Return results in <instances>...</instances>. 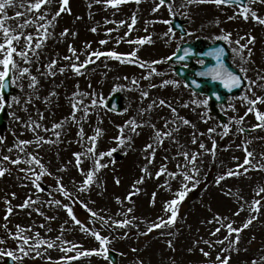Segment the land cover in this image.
Here are the masks:
<instances>
[{"label":"rangeland","instance_id":"obj_1","mask_svg":"<svg viewBox=\"0 0 264 264\" xmlns=\"http://www.w3.org/2000/svg\"><path fill=\"white\" fill-rule=\"evenodd\" d=\"M31 2L35 0H12V4L0 14L4 27L9 28V36H20L18 43L13 41L17 50L13 53V60L17 68L9 66L12 93L0 100V111H5L4 127L0 129V168L5 169V174L0 176V229L3 228L0 264H5L8 257L13 264H109L106 253L92 233L107 238L109 242L105 247L107 252L110 250L116 255L117 264H219L217 255L230 257L229 264H264V192L259 191L264 188V170L259 168L264 165V127L254 128L261 122L256 119L255 112L245 116L250 105L243 99L244 96L250 100L264 97V80H258V76H264V25L251 16L245 20L238 14L240 8L235 6L200 3L181 7L184 0H168L172 5L171 14L167 4L154 12L153 8L159 3L156 0H141L139 4L129 0L116 7L108 5L106 0L99 3L96 0H68L67 10L55 19L53 16L59 11L61 0L45 3L38 12L27 11ZM246 5L264 18V3L257 1ZM17 12L23 14L17 17ZM134 14L136 23L129 31L127 25L132 23ZM40 15L45 19L40 20ZM173 19L182 22L183 38L173 30L169 33ZM120 21L125 24H119ZM25 22L26 26L20 27ZM41 25H48L47 39ZM93 28L95 32L91 30ZM65 29L68 34L62 36ZM226 33H231V43L216 39ZM29 34L33 36L31 48L25 43ZM145 37H150L151 42L143 45L128 43ZM240 37H244L240 44H246L249 37L255 38L254 43L248 44L252 50L250 58L247 49L241 54L233 51L239 48L235 41ZM118 38H123L120 43H117ZM4 39L0 30V43ZM196 39L207 43L224 42L230 52V63L243 79L247 77L241 93L218 108L224 116L221 124L210 115L208 104L192 103L206 98L185 88L174 75L172 65L168 62L151 63L166 60L180 44ZM102 40L107 43L101 44ZM37 41L42 47H35ZM70 45L76 49L79 60L69 51ZM112 50L125 54L126 60L138 58L141 63L148 62L160 74L154 73L150 79H143L149 68L105 56L99 60L93 57L95 63L81 69L80 75L70 67L72 63L79 65L92 51ZM133 50L137 51V57L127 55ZM20 51L27 53L31 63L17 54ZM2 58L3 52L0 51ZM53 60L57 62L53 66L56 75H42L49 71L47 65ZM25 67L29 73L22 75L21 70ZM59 67L65 68L63 74L59 73ZM241 67L248 71L240 72ZM31 76L38 81L34 88L29 87ZM133 79L139 83L133 84ZM165 80L175 81L177 85L162 86ZM250 81H257L251 91ZM153 84L156 87H151ZM144 91L148 92L147 97H142ZM74 93L89 94L83 97L84 103L89 105L88 115L85 117L82 111H78L75 121L71 116V104L81 97ZM114 93L119 95V114L106 109L107 100ZM92 99L97 101L95 106L91 105ZM160 100L165 104L160 105ZM185 104L188 106L184 107ZM172 108L176 109L175 113ZM255 108L264 113V102L257 103ZM178 117L190 123L185 125ZM241 117L243 122L236 124ZM132 120L143 126L131 131L128 122ZM33 121L41 125L35 132L28 127ZM54 123L62 125L57 129L61 131L59 139L51 131H44L45 128L51 129ZM226 124L230 130L223 135ZM81 128L83 142L77 135ZM238 128L244 131H237ZM97 129L100 130L98 134ZM209 129L214 131L210 133ZM156 130L172 132V136L161 137L163 142L158 143ZM37 135L55 143H43L38 147L33 142L22 146L25 151L15 146L19 141H35ZM92 136L96 137L97 158L99 153L111 152V155L99 158L106 166L95 172L93 183L81 191L85 175L80 169L85 173L92 170L94 161L82 157L83 162L78 168L73 154L85 152L86 146H91L87 138ZM193 136L197 140L195 144L192 143ZM119 138L124 139L123 144ZM201 143L209 150L215 143L214 155L212 151L200 149ZM148 144L153 147L146 151ZM245 147L254 154L249 159L256 166L245 165L248 171L238 168L243 164ZM183 152L199 154L195 162L198 172L193 171V165L181 155ZM29 154L40 159L44 166L43 175H40L39 165L25 162L31 158ZM3 156H9V161H4ZM17 158L21 161L19 164L11 163ZM162 167L166 171L157 177L156 173ZM30 168L31 172L28 171ZM229 170L240 174L227 176ZM172 173L177 174L175 178ZM183 173L192 175L193 181L183 180ZM36 175H40L36 181L39 188L32 183ZM220 175L226 178L217 184L215 181ZM141 178L142 183H137ZM183 185H187V193L176 206L175 222L148 232L151 224L159 223L158 218L167 220L171 216L170 210L165 212V205L178 198L176 193L183 190ZM61 186L68 196L60 191ZM28 200L32 203L21 207ZM254 200L260 201L258 212L252 211L256 207ZM65 205L72 209L80 224L69 217ZM9 207L11 213L7 211ZM237 211L239 215H236ZM93 212L97 215L93 216ZM252 217L255 219L249 227L239 233V242L230 246L237 234L233 232L228 240H224L228 236L226 225L231 223L234 228H241ZM124 220L129 224L123 227L114 223ZM217 228L219 232H216ZM20 237L27 239L28 243H23ZM39 240L52 242L53 247L49 248L47 243L37 246ZM220 240L224 243H217ZM73 245L76 247L72 251H64ZM94 249L100 254L93 252L68 259L76 257L79 252ZM201 249L209 256H204Z\"/></svg>","mask_w":264,"mask_h":264},{"label":"snow or ice","instance_id":"obj_2","mask_svg":"<svg viewBox=\"0 0 264 264\" xmlns=\"http://www.w3.org/2000/svg\"><path fill=\"white\" fill-rule=\"evenodd\" d=\"M96 2L99 3L100 0H96ZM127 2H129V0H106V3L108 5L113 6V7H116V6L120 5V4L127 3ZM140 2H141V0H135V3H137V4H139ZM256 2H257V0H249L250 4H254ZM259 2L260 3H264V0H259ZM45 3L51 4L52 0H35V2H31L30 3V6L27 8V11H29V12L37 11L38 12L41 9L42 5H44ZM200 3H213V4L217 5V6H220V5H225V6L237 5V6H241L242 5V7H240V9H239V13H238L239 15H241L245 20H248L249 16H251V18L253 20H255L257 23L264 25V18H261L260 16H258L257 13L255 11H253L250 8L249 5H245L243 0H184V3L181 4V7H187L188 5H191V4H200ZM11 4H12V0H0V14H3L5 12L6 7L10 6ZM67 4H68V0H61V7H60L59 11H57L55 13V15L53 16V19H55V17L59 16L61 12L67 10L66 7H65ZM166 4H167V6L169 8V12L171 14L172 13V5L170 3H168V0H159V3L156 5L155 8H153V11L154 12L157 11L161 6H165ZM22 14L23 13L17 12L16 16L18 17V16H20ZM232 18H234V17H229V19H232ZM39 19L40 20H44L45 16L40 15ZM163 22L164 23H169V21H163ZM26 23L27 22H25V24H21L20 27H25ZM135 23H136V16L134 14L133 17H132V23L127 25L129 31L132 30V27H133V25ZM50 24H51V21L48 22V25H50ZM119 24L123 25V24H125V21H120ZM48 25H41V27L44 28V32H45V37L44 38L45 39H47V26ZM0 30L3 31L4 37H5L4 42L0 43V51L3 52V58L0 59V65L3 66V70L0 71V89H3L5 87V78L9 74V66H11L13 69L17 68V65L15 64V62L13 60V53H16V51H17L16 47L13 44V41H16L18 43L19 40H20V36H17V35L9 36V28L4 27V19H0ZM91 30L93 32L96 31L95 28H93ZM109 31H111V30H109ZM171 32H172V29L170 28L169 29V33H171ZM67 34H68V30L67 29H65L64 33H61L62 36L67 35ZM127 35H128V33H125V36H127ZM165 35H168V33H165ZM187 35H191V33H187ZM230 36H231V33H226V34H224V35H222L220 37H217L216 39H222L224 41H227V42L231 43ZM121 39H123V38H118L117 39V43H120ZM242 39H244V37H240V39L235 41V43L237 45H239V48L238 49H233V51L235 53H237V54H241L244 49H247L248 50V56L250 58L251 55H252V50L250 48H248V44L254 43L255 38L254 37H249L246 44H240V40H242ZM32 41H33V36L31 34H29L25 38V43H26V47L27 48H31V42ZM150 42H151V38L150 37L140 38V39H137L136 41H131V40L128 41V43H136V44H139V45H143L145 43H150ZM100 43L101 44H105V43H107V41H103L102 40V41H100ZM35 47L36 48L42 47V43L40 41H37ZM88 47H90V45H88ZM69 51L73 53V56L76 58V60H79V56L76 53V49L73 48L71 45L69 46ZM183 51H184V55L177 57V59L180 60V61L185 60L186 57H188L191 54V50L190 49H184ZM17 54L19 56H21V58L24 59L25 62L31 63V60L29 59V57H28V55H27V53L25 51H20ZM35 54L38 55V53H35ZM127 55L129 57H133V58L137 57V51L133 50L131 53H129ZM203 55L206 56V57H212L215 60V64L212 65V66L205 67L203 71L196 72L195 73L196 76L210 78L212 81H219L223 85V87L225 89L229 90V91H231L234 88H239L241 86L242 77L240 75L236 74L235 72L231 71L224 63V60H223L224 49L223 48H212L209 51L205 52ZM101 56H105L107 58L115 59L117 61H120L121 63H126V62L127 63H138L141 68H149L150 70H149L148 75L143 76L142 77L143 79H150L151 75L154 74V73L155 74H160V73L156 72L155 68H151L148 62L141 63L138 58L135 59V60H131V59L126 60L125 59V54L117 53L114 50L107 51V52L92 51L90 54H87V58L83 62H81L79 65H77L75 63H72L70 65V67H71L72 71H74L77 75H80L81 74V69L86 68V66L88 64L95 63V61L92 59L93 57H95L96 60H99ZM173 56H176V53H173L172 56L167 57L166 60H164V61H152L151 63L152 64H159V63L167 62L169 60H172ZM64 59L71 60L72 57H64ZM241 59H243L242 55H241ZM245 62H247V61H245ZM198 63L201 64V65H204L205 64V60L204 59H200L198 61ZM56 64H57V62L55 60L51 61L47 65L49 71L45 72V73H42V75H52V76L56 75V71L53 69V66L56 65ZM58 71H59V73L63 74L65 72V68L64 67H59ZM247 71L248 70L246 68H243V67L240 68V72H242V73H246ZM25 73H29V69L27 67H25V68H23L21 70V74L22 75L25 74ZM30 79H31V82L29 83V87H32V88L36 87V85L38 83L36 77L35 76H31ZM125 79H127V77H125ZM244 79H247V77L245 76ZM258 80H264V76H258ZM132 83L133 84H138L139 82L137 80L133 79ZM191 83H192V85H195L197 88L200 87V85L197 83V81L195 79H193L191 81ZM167 84L177 85V82L168 81V80H165V81L162 82V86L163 85H167ZM256 84H257V81H250L249 91H251V86H254ZM151 87H156V85L153 84V85H151ZM52 95H55V93H52ZM74 95L75 96H80L81 99L76 100L74 103L71 104V107L73 109L72 114H71L73 121H75V119H76V112L82 111L85 117L88 115V112H89V105L85 104L84 100H83V97L86 96V95H89V94L74 93ZM141 95H142V97H147L148 96V92L144 91V92L141 93ZM214 95H215V93H214ZM217 99H219V97H217ZM243 99L246 100L247 103L250 105L248 107V109H247V112L245 113V116L249 112H255L256 119L258 121H260L261 123L255 125L254 128L255 127H264V113L260 112L258 109L255 108V105L257 103L264 102V97L257 96L255 100H250L247 96H244ZM0 100H3L2 96H0ZM96 103H97V101L95 99L91 100V105L92 106H95ZM192 103L197 104V105H207L208 104V100L207 99L194 100V101H192ZM164 104H165V101L164 100H160V105H164ZM0 106H2V105H0ZM187 106H188L187 104L184 105V107H187ZM151 107H152V105L149 106V108H151ZM230 107H231V105H230ZM171 111L173 113H175L176 109L172 108ZM43 118L44 117L41 114V119H43ZM178 118L181 119L183 124H185V125H188L190 123V121H188L187 119H184L182 117H178ZM242 122H243V117H241L239 120H237L236 124L239 125ZM128 123L131 125V131H133V132H135L138 127H142L143 126L141 124H137L135 120L129 121ZM173 123H174V121H173ZM33 124L35 125V127H32ZM166 126H167V122H166ZM28 127H31L32 130L35 132L36 129L41 127V125L38 124V123H35L33 121V122H31L28 125ZM152 127L155 129L154 125H152ZM223 127H224L223 135H227L230 129H229L227 124L224 125ZM61 128H62L61 124L54 123L52 125L51 129L45 128L44 131L45 132L51 131L53 133V135L57 139H59L60 136H61V131H57V129H61ZM178 130L179 129H174L173 131H178ZM99 131H100L99 129L96 130L97 134L99 133ZM208 131L211 133V132L214 131V129H209ZM237 131L242 132V131H244V129L243 128H238ZM121 132H123V129H121ZM77 135L80 137L81 142H83V140H84L83 128L80 129V131L78 132ZM171 136H172V132H162L160 130H156L155 131V140L158 143H162L163 142L161 137H171ZM87 139L91 142V146H86V150L83 153H74L73 154L75 156V158H76V166L78 168L80 167V165L83 162L82 157L85 158V159L91 158L94 161V168L92 170H88L85 173L83 169H80L82 174L85 175V179L83 180V185L81 187V191H83L84 187H87V186H89V185H91L93 183L95 172H98L101 167H105L106 166V165H102L100 163V159L99 158H103L105 155H111V152H109V153H99L98 154L99 158H97V153L95 151L96 137L92 136V137H88ZM119 140H120L121 144L124 143V139L123 138H119ZM33 142L38 147L41 146L43 143H55V141L45 140L44 137L37 135L36 138H35V141H19V143L17 145H15V146L19 147L20 151H25V148L22 147V146L31 144ZM192 143L193 144L197 143V140H196L195 136H193ZM152 147H153L152 144H148V145H146L145 150L147 151L149 149H152ZM199 147H200V149H204L205 151H212L213 155H214L215 143L213 144V149H211V150L205 149V145L203 143H201L199 145ZM8 150H9V152L12 151L11 148H9ZM244 151H245L246 155H245L243 164L238 165V168H243L244 171H248L247 168H244L245 165H248L249 167H252V168L256 167L255 165L252 164V160L249 159L250 157H253L254 154L252 152L248 151L246 147L244 148ZM29 155L31 156V158L29 160L25 161V162L29 163V164L34 163L36 165H39L40 168H41L40 175H43L44 166L41 164L40 159L37 158V156H32L31 154H29ZM181 155H183L184 158L186 160H188L190 164L193 165V171H195V172L199 171V169H197L195 167V162L197 161L198 155H199L198 153L189 154L188 152H183V153H181ZM262 156H264V154H262ZM9 159H10L9 156H3V160L4 161H9ZM20 162L21 161L19 160V158H17L16 160H11V163H13V164H19ZM149 163H151V160H149ZM177 167H181V166L177 165ZM259 168H260V170H264V165H259ZM21 171H23V169H21ZM28 171L31 172L32 169L30 168V169H28ZM165 171H166V169L164 167H162L160 169V171H158L156 173L157 177H159L161 175V173H163ZM4 174H5V169L0 168V176H3ZM239 174L240 173L238 171H233V170H229L226 173L227 176H233V175H239ZM40 175H36V179L32 181V183L37 188L40 187L39 184L36 183V181H38L40 179ZM171 175L173 176V178H175L177 174L176 173H172ZM182 175H183V180H185V181H193V179H194V177L192 175H188L186 173H183ZM225 178H226L225 175H220L216 179L215 182L217 184H219ZM142 181H143V178L138 180L137 183H142ZM58 183H59V181H58ZM117 183H119V181H117ZM182 187H183V190H179L176 193V196L178 198L177 199H172L171 201L167 202L166 205H165V209H164L165 212L170 210L171 211V216L167 220H164L162 218H158L159 219V223L151 224L148 227V232L153 231V229H159L161 227L171 226L175 222L176 217H177V208H176V206L185 198L186 193H187V185H183ZM60 191L65 196L69 195V193L63 188V186L60 187ZM137 191H139V189H137ZM259 191L264 192V188L260 189ZM257 194H259V192ZM31 203H32L31 200L25 201V204L21 205V207H27ZM55 203L56 204H60V201H55ZM253 204L256 207H253L252 211H257L258 212L259 211L260 201L259 200H254ZM64 207L67 209L69 217H71V219L73 221H75V223L80 224L81 222L79 220H77V218L73 215L72 209L70 207H68L67 205H65ZM240 210L242 211L243 207H241ZM7 211H8V213H11L12 209L9 207ZM128 211L131 212L132 210L128 209ZM92 215L96 216L97 214L95 212H93ZM236 215H239V211H237ZM252 219H255V217H252L251 219L247 220L242 225L241 228H234L231 223L227 224L226 228H227V231H228V236L224 237V240H228L229 237H231L232 233L235 232L237 234L236 235V239H235V241H230V246L233 243H238L239 239H240L239 233L241 231H243V229L249 227V225L252 223ZM101 220H103V218H101ZM104 223L107 224V221H104ZM114 223L117 226L123 227V226L128 225L129 221L128 220H124L122 222L116 221ZM17 227H19V226H17ZM41 227H43V225H41ZM82 230L87 231V229H82ZM219 231H220V229L217 228L216 232H219ZM92 235H94L96 240L99 241L101 249H103L104 252L106 253L107 252V248L105 247V245L109 242L107 240V238L106 237H102L101 235H99L97 233H92ZM213 235H215V233H213ZM37 236H39V233H37ZM20 239L23 240V243H25V244L28 243L27 239H25L23 237H20ZM57 239H61V238L57 237ZM224 240L217 241V243L223 244ZM43 243H47L49 248L53 247V243L52 242H46L44 240H39L37 246H39V244H43ZM65 243H68V242L65 241ZM169 244H170V242H169ZM170 246H171V244H170ZM75 247L76 246L73 245L72 248L64 249V251L70 252ZM134 251H135V249H134ZM201 251L203 252L204 256H209L208 252H205L203 249H201ZM222 251H227V249H222ZM93 252H95V254H97V255L100 254L99 251L94 249V250H92V252H79L76 257H69L68 259H77L80 256L90 255ZM8 255L11 256L12 254L8 253ZM229 259H230V257L225 256V257L221 258L220 255H217V261L219 262V264H229ZM254 264H255V262H254Z\"/></svg>","mask_w":264,"mask_h":264},{"label":"water","instance_id":"obj_3","mask_svg":"<svg viewBox=\"0 0 264 264\" xmlns=\"http://www.w3.org/2000/svg\"><path fill=\"white\" fill-rule=\"evenodd\" d=\"M247 0H243V2L245 3ZM242 6V5H241ZM172 27L177 28V24L175 22L172 23ZM222 43H220V45H213L210 48L206 49L205 51H203L204 49L200 46V42L197 41L194 44H190V45H183L176 53V56H173L172 60H170V62H185L188 63L189 65H191V61L192 58H198V59H204L205 60V64L202 68H197V67H193V70H187V69H179V68H174L176 74L182 78L183 81H185V83L187 84L188 87H190L194 92H198L201 94H205L210 102L211 105V111L213 113H216V109L214 108L215 105L217 104H224L225 103V99L229 96H233L235 94H238L240 92V90L244 87V83L242 81L241 86L239 88H234L231 91L225 89L223 87V85L219 82V81H212L210 78H206V77H199L196 76L195 73L199 72V71H203L205 67L208 66H212L215 64V60L212 57H206L203 54L207 51H209L212 48H222L221 47ZM184 49H190L191 50V54L186 57L185 60L180 61L177 59V57L184 55ZM223 60L224 63L227 61L225 55L223 56ZM225 65L230 69L229 64L225 63ZM231 71H233L232 69H230ZM235 72V71H233ZM190 75H192V77H188ZM195 79L197 81V83L200 85V87H196L195 85H192L191 81ZM203 81V82H201ZM2 94L5 98H7L9 96V87H8V81L5 80V87L1 90ZM215 93V95H214ZM217 97H219V99H217ZM119 97L118 95H114L110 98V100L108 101V109L112 110L114 112H118L121 108V105L119 103ZM4 116V111H2L0 113V128H2L4 126V122L2 120ZM220 121H223V118L220 117ZM108 259L111 262V264H116V260L114 258V256L109 253L108 254Z\"/></svg>","mask_w":264,"mask_h":264}]
</instances>
